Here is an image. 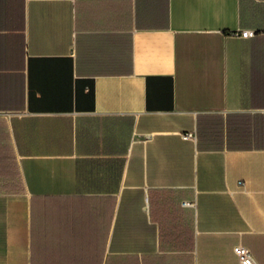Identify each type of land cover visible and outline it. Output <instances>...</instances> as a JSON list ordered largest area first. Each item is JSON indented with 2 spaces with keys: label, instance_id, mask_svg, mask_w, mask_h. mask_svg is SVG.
I'll return each mask as SVG.
<instances>
[{
  "label": "crops",
  "instance_id": "0c3cea01",
  "mask_svg": "<svg viewBox=\"0 0 264 264\" xmlns=\"http://www.w3.org/2000/svg\"><path fill=\"white\" fill-rule=\"evenodd\" d=\"M239 244L264 264V0H0V264Z\"/></svg>",
  "mask_w": 264,
  "mask_h": 264
},
{
  "label": "built area",
  "instance_id": "2783aa9c",
  "mask_svg": "<svg viewBox=\"0 0 264 264\" xmlns=\"http://www.w3.org/2000/svg\"><path fill=\"white\" fill-rule=\"evenodd\" d=\"M255 31L252 30H244L242 33H236L243 38H250L255 35ZM184 137L186 139H195V136L191 133L185 134ZM187 204V203H186ZM234 253L236 254L239 264H257L251 250L241 244L234 247Z\"/></svg>",
  "mask_w": 264,
  "mask_h": 264
}]
</instances>
